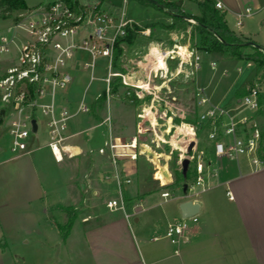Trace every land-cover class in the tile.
<instances>
[{
  "label": "crops",
  "instance_id": "obj_1",
  "mask_svg": "<svg viewBox=\"0 0 264 264\" xmlns=\"http://www.w3.org/2000/svg\"><path fill=\"white\" fill-rule=\"evenodd\" d=\"M25 1L28 7L35 5ZM172 1L189 14L209 20L206 5L196 0ZM221 1L225 5L223 12L230 29L243 39L264 47V0ZM246 8L252 9L248 15ZM160 12L149 15V26L143 31L147 35L144 40L149 41V55H153L155 49L167 52L178 45H191L189 38L193 28L188 25L189 21H177L165 11ZM126 16L140 25L139 20L128 16L127 12ZM0 20L6 22L5 26H0L1 34L10 21ZM83 34L85 32L81 30L76 39ZM182 37L188 42L181 44ZM136 39L138 43L140 35ZM124 43L120 45L123 47ZM242 50L252 51L249 47ZM198 54L201 61L210 62L211 76L207 79L201 73V62L192 76L186 63L182 65L183 72L175 76L174 71L181 65V59H169L172 76L167 81L164 77L162 79V83L166 82L162 89L168 97L163 98L164 101L169 103V100L176 99L175 90L171 87L178 84L174 81L181 82L179 78L183 73L195 89L193 104L199 115L210 105L234 107L237 91L264 80V77L260 78L258 68L257 72H246L256 66L255 63L237 59L227 51L198 50ZM98 58L93 68L86 67L85 63L92 60L90 54L84 50L76 52L70 60L73 81L58 94V100L65 103L72 114L67 129L68 145L74 147V153L96 157V163L86 160L76 164L80 154L65 156L62 162H56L48 145L44 116L38 119V128L31 133L26 148L19 153H12L9 136L0 132V140H3L0 143V264H28L27 253L21 249L25 247H34L35 256L53 257L55 264H264V166L254 170L246 157L229 160L210 156L204 184L196 200L199 203L198 220L191 222L185 230L187 239L180 244L172 243L166 236V230L169 224L180 221L182 217L183 189L156 188L155 183L140 180L134 163L137 159L122 157L114 164L107 154L98 152L110 136L130 141L137 135L138 125L142 124L133 123L134 115L128 116L132 114L130 108L134 100H126L128 103L124 104V95L120 94L126 88L124 84L120 85L122 90L119 92L107 94V107L98 114L92 113L94 104L104 93L90 96V103H87ZM218 59L222 61L220 69H217ZM212 62H215L214 67ZM171 63L174 64L172 68ZM152 64L153 61L149 60V74L150 71L153 73ZM106 68L105 83L109 71L115 69L114 61L110 65L108 59ZM150 85L157 89L149 79ZM176 88L179 89L178 86ZM197 92L209 101L198 104L200 97ZM157 93L150 91L152 103H155L153 99L158 97ZM105 97L106 93L103 99ZM82 105L88 109L82 111ZM168 120L165 118L161 124L164 135ZM122 122L127 124L119 128ZM171 123L172 127L177 124ZM123 162L129 163L125 166ZM10 163L15 168L13 171L5 169ZM78 167L81 170L78 171ZM95 169L98 172L92 174ZM116 174L122 181L121 188ZM153 178L158 180L155 176ZM125 179H130V182H123ZM10 182H18L21 186L15 190L9 185L4 186ZM158 182V185H164L160 180ZM170 183L172 181L165 185ZM228 190L233 198L229 197ZM159 191L160 195L157 194ZM165 191H169L171 196L163 197ZM121 197L125 200V209L111 210L107 206L108 200ZM69 221L64 235L61 226ZM177 248L179 253L175 252Z\"/></svg>",
  "mask_w": 264,
  "mask_h": 264
},
{
  "label": "built area",
  "instance_id": "obj_2",
  "mask_svg": "<svg viewBox=\"0 0 264 264\" xmlns=\"http://www.w3.org/2000/svg\"><path fill=\"white\" fill-rule=\"evenodd\" d=\"M123 1L124 4L127 2ZM211 1L216 9L224 11L225 5L221 0ZM111 4L105 8L100 1L54 0L14 10L7 19L10 24L0 34V132L9 136L12 153H19L26 148L31 133L38 128V113L46 119L48 145L56 162H62L65 156L74 157L82 153L72 152V147L67 143V129L72 114L68 106L58 100V94L73 81L70 60L76 52L84 50L90 54L92 60L85 63L86 67L93 68L98 57H107L111 65L117 43L127 35V28L133 27V21L126 16L125 6L121 9L112 8ZM251 11V8H246L247 15ZM81 30L85 34L76 39ZM187 48L189 56L185 63L190 67L189 74L193 75L200 67L201 56L195 47L188 45ZM212 66H215V62H212ZM116 74L121 75L123 84L128 88H137L134 93L139 99L144 98L137 84L127 82L124 74L112 70L105 79L107 94L111 91V79ZM263 83L264 80L248 86V91L232 108L210 105L199 115L198 122L194 123V136L179 142L183 146L182 150H178L180 169H183V160L189 159L187 173L191 176V180L187 181L185 201H192L199 206L196 200L210 161L206 150L199 145L198 132L201 128L207 129L214 156L229 160L246 157L254 170L264 166V131L255 118L256 112L264 111ZM128 88L126 94L133 96ZM196 95L200 97V92ZM208 101L206 96L197 100L198 104ZM150 107L152 111L154 105ZM87 109V106H81L82 111ZM141 115L138 114L143 118ZM149 121V131L154 134L152 143L155 144L149 146L158 148L160 143L155 141L157 126L151 118ZM137 132H144L143 123L138 125ZM143 144L147 143L140 142L138 135L130 141L110 136L98 148V152L107 154L116 164L119 158L136 160L140 154H146L142 152ZM116 178L121 188L120 176L116 174ZM123 182L129 183L130 179ZM227 193L233 198L230 190ZM162 196L170 197L171 193L165 191ZM107 206L111 210L125 209V200L123 197L110 199ZM197 212H183L180 221L169 224L166 236L172 243L180 244L183 239H187L185 230L191 222L198 220ZM179 251V248L175 250L176 253Z\"/></svg>",
  "mask_w": 264,
  "mask_h": 264
},
{
  "label": "rangeland",
  "instance_id": "obj_3",
  "mask_svg": "<svg viewBox=\"0 0 264 264\" xmlns=\"http://www.w3.org/2000/svg\"><path fill=\"white\" fill-rule=\"evenodd\" d=\"M29 4L33 5H37L36 3H47L50 1H54V0H27ZM85 1V0H83ZM87 2L91 3V2H96V1H104L103 2V6L109 7V1L110 0H86ZM113 3V4H111ZM111 6L112 8H122L123 6H125L126 12L128 16H132L136 19L139 20V24L134 23L133 22V27L131 28V34H129L128 36H126V41H124V46L122 47L121 45L118 46L115 50V54L113 56V61H114V65H115V69H113V72L116 73H120V74H129L128 78L130 81H132L133 83H138L142 88H139V92L141 94L144 95L143 99H139L136 94L134 93V90H137L136 87H130L128 88L126 86V88H123V93H120L121 95H124V97L122 98V100H124V104H127L128 101L130 99L134 100L133 103H131V111L132 114L129 113L128 116L130 115H134V122L137 125L139 123H143L144 126V132L140 135H138V139L140 142L143 143H147V144H151V145H155L154 143H152V139L154 137V134L149 131V127H150V121L149 118H151L149 115L147 117L144 118H140L138 116V114H144L145 113V109L146 108H150L151 110V105H154L152 111H153V115L156 116L159 126H157V132L162 134L163 133V126L161 125L164 121L165 118L167 116V118H169L170 123L172 122V119L174 121V123H178L176 125L179 124H183V123H190L191 125L194 126V131H195V122H198L199 120V113L197 111H195L194 106L195 104H193V93H194V87L191 86L190 83V79L188 77H186V75L183 73V75H180V80L181 82L179 83L178 81H174V83H178L176 84L175 87H171L172 90H175L174 93L176 96V99H174V101L170 102L171 100H169V103H167L166 101H164L163 98H168L166 92L164 91V89H154L153 86H149V79L152 81V84L157 85V86H161L162 83V79L163 76L161 71H156L153 68H151V70L153 71V73L150 71L149 74V60L153 58V64L152 65H163L166 62V57L171 59L170 55L168 56V51H159V50H154L153 51V55H149V41L148 40H144V36H147L145 33H143V31L146 30V28L149 26V15H154V14H160V10L155 7L152 3H149L148 1L145 0H127V2L124 4L123 0H112L111 1ZM150 4V5H149ZM150 6V7H149ZM185 13H187L188 11L186 9L183 10ZM116 12V11H115ZM189 14V12L187 13ZM207 18H209V20H212V16L210 11L208 10V14H207ZM188 22V21H187ZM5 26L6 22L4 20H0V26ZM188 25L191 26L192 29V36H190V44L191 47H195L198 50H205V47L201 44V38L200 35L197 34V31H195V28H197L198 24L197 22H192L189 21ZM188 28V27H187ZM197 30V29H196ZM135 35V36H133ZM137 35H140L141 40L138 41V43L136 42L137 39ZM134 37L132 43L129 42V39ZM144 40V41H142ZM188 41L186 40L185 37H182V41L181 44L187 43ZM177 47H181V45L175 46V48ZM252 51L253 48L251 46H248ZM245 47V48H248ZM124 48V49H123ZM120 50V52H119ZM170 50V49H169ZM126 51V52H125ZM211 51V50H210ZM218 51H222L224 52L225 49L223 50H218ZM251 51V52H252ZM124 52V54H123ZM168 59V60H169ZM176 59V58H175ZM180 59V58H179ZM236 60V59H235ZM98 64L96 66V70H95V79L92 80L91 82V86L88 89V97H87V103H90V96L96 95L98 92H105L106 93V83L104 82V77L107 75V62H108V58L106 57H99L97 60ZM168 64V63H167ZM244 64V63H243ZM174 64H170V67H174ZM233 65V64H232ZM222 66V61L221 59L217 60V69H220ZM169 67V66H168ZM201 67H202V74L204 76L207 77V79L211 76V74L213 73V70H211V64L210 62H207L205 60L201 61ZM257 68L259 69V76L260 78L264 77V66H260L254 65V67L247 69L246 72H257ZM216 69V70H217ZM215 70V71H216ZM128 71H130L128 73ZM134 72V74H133ZM156 74H155V73ZM172 72V71H171ZM169 74V77L172 76V74ZM121 76V75H119ZM134 76V77H133ZM192 76V75H191ZM116 77H112L111 79V84H113V79ZM122 78V77H121ZM168 78H166L167 80ZM86 80H89L88 77ZM186 80L188 82H186ZM186 82V83H184ZM173 83V82H172ZM143 85V86H142ZM185 86L184 88L181 86ZM253 85L250 84L249 86ZM178 86L179 89H177L176 87ZM121 86H117L116 89H113L111 87V91L110 94L119 92V89L122 90V88H120ZM164 87H166V83L164 85ZM130 90L133 94V96L131 95H127L126 91ZM156 88V87H155ZM174 88V89H173ZM169 90V89H168ZM158 92V97L155 100V103L152 104L151 102V98L152 95L149 94V92ZM246 92L248 91V87L245 90ZM241 99V97H237L236 102H239ZM128 100V101H126ZM107 93H106V97L103 99V97L99 98L96 103L93 106V110L92 113H96L98 114L100 112L101 109H103L104 107H107ZM113 108H114V104H113ZM114 112V109H113ZM115 113V112H114ZM165 113V114H164ZM164 114L165 118H162ZM41 114L38 113L37 118L41 119ZM168 116H173L172 118L168 117ZM255 118L257 119V121L261 124L263 131H264V111H258L255 113ZM127 124V122L125 123H120L119 124V128L124 127ZM186 125V124H185ZM172 126V123H171ZM181 126H178L177 128H179ZM161 128V129H160ZM133 129H135V127L133 126ZM176 131H173L172 133H170L169 135H166V139L169 141L171 140L173 137H176ZM47 138V137H46ZM180 139V138H179ZM3 140H0V143ZM42 141V140H41ZM198 141H199V145L201 148L205 149L207 152L208 157L210 158V156L213 155L212 150H211V145L210 142L208 141L207 138V129L206 128H201L198 132ZM8 142V141H7ZM44 142V141H43ZM42 142V143H43ZM38 143H40V140L38 141ZM154 150H156L159 153H162L163 155L168 156L169 158L164 159L161 158V162L163 164H166L168 166V169L170 170V173L172 174L173 180L172 183H170V185H158L159 182L158 180H155L154 177V173L156 170V165L154 166V164L152 163V161L150 160V156L148 157V154L146 153L145 155L142 154L141 156H139V158L134 161V163L136 164V170H137V174L140 177V180L143 182H149V183H155L156 188H159V186L162 187H169L170 190H178V188L180 189L181 186H183V184L187 181L191 180V176L189 175V179L186 181L182 180L181 174H180V164H179V152L178 150H174L172 147V145H170L169 142H162L160 143V146L157 148L155 146H152ZM82 154V153H81ZM80 154V155H81ZM147 155V156H146ZM80 158L76 161V164H81L82 162H85L86 160L92 161L93 163H96V157L89 155V156H79ZM208 158V159H209ZM126 161V160H125ZM54 163V161H53ZM129 163V162H128ZM127 162H123V165H127ZM54 166H56V164H53ZM155 167V168H154ZM9 168V170L13 171L12 169H15L12 166V163H10L8 165V167H6L5 169ZM54 168V167H53ZM17 169V168H16ZM81 170L80 167H78V171ZM126 171V170H125ZM98 172V170H92V174H96ZM127 173V172H125ZM10 186V188L14 189L15 188H19L21 186V184L19 185L18 182L14 183V182H10L5 183L4 186ZM28 185V184H26ZM45 185H47L45 183ZM158 185V186H157ZM24 186V185H23ZM22 186V187H23ZM182 190V189H181ZM159 191L157 194L160 195ZM0 219H2V216L0 215ZM70 225V221L67 223V225L65 224V227L67 228V226ZM23 251H25L27 254V259H28V264H55L54 262V258L49 256V255H38L35 256L34 252H35V248L34 247H25V248H21ZM36 257V258H35ZM35 258V259H34ZM22 263V261L20 262ZM17 264H19V262H17Z\"/></svg>",
  "mask_w": 264,
  "mask_h": 264
},
{
  "label": "trees",
  "instance_id": "obj_4",
  "mask_svg": "<svg viewBox=\"0 0 264 264\" xmlns=\"http://www.w3.org/2000/svg\"><path fill=\"white\" fill-rule=\"evenodd\" d=\"M148 1V0H145ZM158 4L152 3L158 9L165 11L170 14L177 21H190L194 20L197 22V33L200 35L201 44L205 47L206 51L210 50H224L227 51L232 56L240 60L251 61L257 65L264 66V47L257 44L251 40H245L240 37L235 31L230 29L226 20L225 14L223 11L216 9L214 2L211 0H196L201 4H204L208 7L212 20H206L203 17L187 14L183 9L172 0H157ZM28 5L25 0H0V19H8L14 10L25 9ZM131 34V28H127V35ZM125 36V37H126ZM135 36V35H133ZM121 39L117 43L116 48L120 44L126 41V38ZM129 39V42L132 43L134 37ZM251 46L253 48L252 52H244L242 49L244 47ZM120 52V50H119ZM121 76L115 78V84H111L113 89H116L117 86L122 85ZM246 93L245 89H241L236 92L237 97H242ZM105 95V92L101 94V97ZM178 124V123H177ZM194 136V135H193ZM183 181L189 179V173L186 175L180 171ZM63 234H66L67 228L61 226Z\"/></svg>",
  "mask_w": 264,
  "mask_h": 264
},
{
  "label": "bare ground",
  "instance_id": "obj_5",
  "mask_svg": "<svg viewBox=\"0 0 264 264\" xmlns=\"http://www.w3.org/2000/svg\"><path fill=\"white\" fill-rule=\"evenodd\" d=\"M170 55L171 59L172 58H180L181 59V65L178 66L177 70L174 71L175 76H178L181 72H183L182 70V65L187 61L188 56H189V51L188 48L185 45H181V47H177L175 49H170L168 50V56ZM168 59L166 57V62L168 63ZM150 61H153V58L150 59ZM161 64V65H152V68L156 71H161L163 76L165 79L169 78V74H170V69L168 67V64ZM129 74L125 75V80L129 83L132 84H137V86H139L140 88H142L138 83H133L132 81L129 80L128 78ZM174 79V78H173ZM167 81V80H166ZM166 82H164L161 86H156L157 89H161L164 87ZM143 86V85H142ZM145 113L141 115V117H147L148 115L151 117L153 124L155 126H158V120L156 118V116L153 115V112L150 110V108H146ZM170 118H172L171 116H168ZM148 118V117H147ZM167 118V116H166ZM173 121V119H172ZM186 124V125H185ZM178 126H181L179 128H177ZM160 127V126H159ZM161 129V128H160ZM164 129V128H163ZM165 129L166 131L165 134H169L172 133L173 131H176V137H173L171 139V142H169L167 139H165V135L164 134H160L158 132H156L155 134V141H158L159 143L162 142H169L170 145H172V147H174V150H182L183 146L179 143L181 140H184L190 136H193L194 133V126L191 125L190 123H183V124H179V125H173V127L171 126L170 120H168L165 124ZM180 138V139H179ZM72 152H74V147L71 148ZM142 152L143 153H147L150 156V160L152 162H154V164L156 165V170L154 173V176L156 179L160 180L162 184H167L169 182H171L173 180L172 174L170 173V170L168 169V166L166 164H163L161 162V158L166 157L165 159L169 158L166 155H163L162 153L160 154L159 152H156V150H154L153 148H151V146H149V144H143L142 145Z\"/></svg>",
  "mask_w": 264,
  "mask_h": 264
},
{
  "label": "water",
  "instance_id": "obj_6",
  "mask_svg": "<svg viewBox=\"0 0 264 264\" xmlns=\"http://www.w3.org/2000/svg\"><path fill=\"white\" fill-rule=\"evenodd\" d=\"M152 3H155V4H158V1L157 0H148ZM182 166H183V169H182V172L184 175L187 174V170H188V166H189V159H184L183 162H182ZM187 187H188V184L187 182H185L183 184V191L186 192L187 191ZM198 204H194L192 201H184L182 202L181 204V210L182 212H188L189 214H193L195 212L198 211Z\"/></svg>",
  "mask_w": 264,
  "mask_h": 264
}]
</instances>
